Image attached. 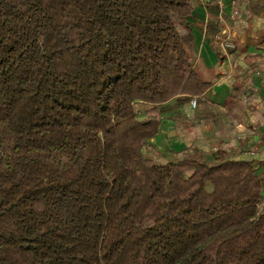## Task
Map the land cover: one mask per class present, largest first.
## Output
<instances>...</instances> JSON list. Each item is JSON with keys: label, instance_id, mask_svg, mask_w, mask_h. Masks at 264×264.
I'll return each mask as SVG.
<instances>
[{"label": "trees", "instance_id": "obj_1", "mask_svg": "<svg viewBox=\"0 0 264 264\" xmlns=\"http://www.w3.org/2000/svg\"><path fill=\"white\" fill-rule=\"evenodd\" d=\"M190 2L0 0V264H264L256 161L145 151L207 89Z\"/></svg>", "mask_w": 264, "mask_h": 264}, {"label": "crops", "instance_id": "obj_2", "mask_svg": "<svg viewBox=\"0 0 264 264\" xmlns=\"http://www.w3.org/2000/svg\"><path fill=\"white\" fill-rule=\"evenodd\" d=\"M191 64L207 89L162 104L139 103L140 119H158L147 155L157 160L190 154L211 162L215 153L256 161L264 171V0H191ZM237 11V13H235ZM228 30L235 49L219 60L212 43ZM191 97L196 106L191 107ZM264 196V175L262 179ZM264 213V200L261 204Z\"/></svg>", "mask_w": 264, "mask_h": 264}, {"label": "built area", "instance_id": "obj_3", "mask_svg": "<svg viewBox=\"0 0 264 264\" xmlns=\"http://www.w3.org/2000/svg\"><path fill=\"white\" fill-rule=\"evenodd\" d=\"M217 43L219 44V47L221 49V51L224 53L225 57L229 56V53L231 50L235 49L236 45L235 42L233 40V35L230 31L225 30V32L222 33V35L220 37L217 38ZM196 98L195 97H191V107H195L196 106Z\"/></svg>", "mask_w": 264, "mask_h": 264}, {"label": "rangeland", "instance_id": "obj_4", "mask_svg": "<svg viewBox=\"0 0 264 264\" xmlns=\"http://www.w3.org/2000/svg\"><path fill=\"white\" fill-rule=\"evenodd\" d=\"M261 210H262V208H261Z\"/></svg>", "mask_w": 264, "mask_h": 264}]
</instances>
